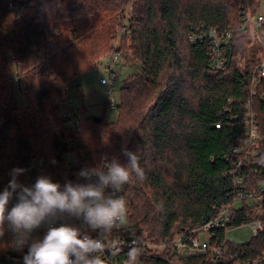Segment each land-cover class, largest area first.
Returning a JSON list of instances; mask_svg holds the SVG:
<instances>
[{
    "label": "trees",
    "instance_id": "16d2710c",
    "mask_svg": "<svg viewBox=\"0 0 264 264\" xmlns=\"http://www.w3.org/2000/svg\"><path fill=\"white\" fill-rule=\"evenodd\" d=\"M240 1L0 0V192L14 168L26 169L18 180L27 186L40 175L61 185L69 180L84 183L77 174L92 162L100 169L113 157L127 164L121 152L126 146L137 151L145 178L134 177L117 195L127 201L128 221L156 244L194 233L232 204L233 172L240 160L247 188L258 189L264 172L256 175L245 154L234 153L243 146L244 118L251 108L260 134L255 146L264 161V84L256 95L250 91L262 56L258 37L235 32L221 75L209 64V42L188 39L212 28L239 29ZM261 2L248 0L251 14ZM129 6V26L120 42V15ZM119 51L127 57L132 52L141 70L123 80L114 122L107 123L104 115L91 117L82 107L76 114L78 125L66 127L53 109H44L43 102L53 93L66 96L58 84L94 70L101 57ZM17 67L33 92L37 87L35 109L14 106L11 89ZM78 90L83 98L81 85ZM38 110L43 112L39 121ZM43 122L57 128L49 140L39 129ZM71 151H84L85 164L70 165L66 155ZM258 197L259 206L239 205L227 229L251 225L257 217L263 229L246 243L227 238L228 255L220 262L209 255L182 258L172 248L142 247L138 264H238L235 255L255 260L264 254V196ZM225 231H218V238L225 239ZM45 232L43 226L33 236L42 238ZM26 252V247L16 250L10 231L0 237V264H22ZM121 252L127 259L128 249Z\"/></svg>",
    "mask_w": 264,
    "mask_h": 264
},
{
    "label": "clouds",
    "instance_id": "9594fccd",
    "mask_svg": "<svg viewBox=\"0 0 264 264\" xmlns=\"http://www.w3.org/2000/svg\"><path fill=\"white\" fill-rule=\"evenodd\" d=\"M121 152L127 164L113 157L105 169L84 167L77 174L84 183L69 180L61 185L40 175L27 186L18 180L26 169L11 170L0 192V237L10 231L16 250L27 248L22 264H108V256L119 253L118 245L105 240L126 220L127 201L117 193L134 177L145 178L137 151L125 146ZM45 225L43 237H34ZM141 247L139 239L128 244L127 264H138Z\"/></svg>",
    "mask_w": 264,
    "mask_h": 264
},
{
    "label": "built area",
    "instance_id": "2783aa9c",
    "mask_svg": "<svg viewBox=\"0 0 264 264\" xmlns=\"http://www.w3.org/2000/svg\"><path fill=\"white\" fill-rule=\"evenodd\" d=\"M262 7L255 14H251L247 0H241V4L239 5V17L241 20V27L239 28V32L249 35L255 34L258 37L260 48H262V56L259 64L255 67L253 72V78L250 85L251 96L256 95L259 91V88L264 84V3L261 2ZM236 30L232 29H216L212 28L207 30V32L197 33L190 35L191 42H209V58L211 69L217 74L221 75L222 72L226 71L228 66L227 59V51L230 45L233 42L235 37ZM122 57V53L118 52L113 55L110 63H108L106 67V71L108 73L107 78H102L101 82L103 85L108 88V96L109 98L112 96L113 89L118 84L119 74L114 69V65L119 62ZM75 84L69 83L64 87V91L69 92L74 89ZM72 102V99H70ZM111 100V99H110ZM107 101L108 106L110 108L117 109L118 103L115 100ZM67 102L71 103L69 100ZM66 118L72 120L77 123L76 112L68 111L65 114ZM244 140L243 146L239 150H234L235 154L244 153L245 161L249 163L253 168V172L256 175H260L264 172V161L257 156L252 157V151L249 148L251 145L255 144L257 140H259L260 134L258 133L257 121L255 120V116L251 111V108L248 109L245 118H244ZM217 128H220L221 125H216ZM258 134V135H257ZM256 141V142H255ZM69 153H75L71 159H68L67 162L72 166H81V162H83L84 151L80 152V155L76 152H68L67 158L72 155ZM81 156V159H80ZM244 161L240 160L237 168L234 170L233 175L235 177L234 180V200L232 204H227L226 206L219 209L217 215L212 218V220L206 225L199 228L194 233L189 235L179 236L170 242H162V243H151L146 241L142 236L141 230L139 227L130 223L127 219L125 223L118 228L113 229V231L105 237V240L110 244H115L119 246V249H128V244L133 239H139L142 241V247H150V248H159L166 249L172 248V250L180 257H192L199 255H209L215 263L220 262L224 257L228 255V249H226L227 245V227L231 222L232 213L238 210L240 207L236 206L239 204H245L248 207L259 206V200L261 197H258L260 193L261 196H264V183L258 187V189L250 190L247 188L248 181L246 180L244 170L245 165ZM106 164L102 166L101 169H105ZM259 191V192H258ZM253 234L259 230L263 229V223L261 219L258 217L254 222ZM46 231L47 226L45 225ZM220 230H226V238L220 239L218 238L217 232ZM206 236V237H203ZM141 247V248H142ZM119 251L117 255H109L108 256V264H127V259H125L122 255V252ZM238 264H264V254L257 257L255 260H241L238 255L233 257Z\"/></svg>",
    "mask_w": 264,
    "mask_h": 264
},
{
    "label": "rangeland",
    "instance_id": "374dc122",
    "mask_svg": "<svg viewBox=\"0 0 264 264\" xmlns=\"http://www.w3.org/2000/svg\"><path fill=\"white\" fill-rule=\"evenodd\" d=\"M119 3L121 0H117ZM248 3V0H247ZM241 4V1L239 5ZM240 7V6H239ZM127 12H123L120 15V19L122 18V25L121 28L118 30V40L121 42V35H123V31H125L128 28L127 21L129 17L131 16V11L132 9L127 7ZM251 9V8H250ZM124 21V22H123ZM233 30V29H232ZM236 32L239 29H235ZM234 30V31H235ZM189 36V35H188ZM189 41L191 43V39L189 36ZM119 42H117L114 47H118ZM120 52V51H119ZM118 52H115L116 54ZM122 53V57L119 60L117 64L114 65V69L118 72L119 78H118V84H116V87L113 89V93L111 94L112 96L109 98L108 94V88L107 86L103 85L101 82L102 78H107L108 73L106 71V67L108 63H110L111 58L113 57L114 54L108 57H101L99 61H101L94 70L85 72L81 74L79 77H74L70 78L64 83H60L57 86V89L61 87L63 88L69 84H75L74 89L71 91L67 92L65 97H60L56 93H53L51 98L47 101L43 102L44 109L46 111H55L54 114L59 117L62 121H64L66 127L69 125L71 127H75L78 125L79 122L75 123L72 120H69L66 118L65 114L68 111H74L76 114L79 113V110H81L82 107H84L88 111V115L91 117H102L103 115L105 116V121L107 123L109 122H114L117 119L118 116V110L115 108H110L107 109V111L104 110V106L107 104V101L109 100H115L117 103L120 100V89L123 85V80L126 79L128 76L137 73L141 70V65L138 61H135L132 59V52L128 51L129 55L128 57ZM12 89H11V97L13 98V103L15 107L22 108V109H31L33 106V109L36 107V99L34 98V93L37 90V87L35 91L31 89V85L27 83L24 77V73L22 74L21 69L17 67V70L14 74V79L12 83ZM61 85V86H60ZM82 86L83 88V98L79 95V90L78 87ZM60 86V87H59ZM66 92V91H65ZM72 99V102L71 100ZM69 100L71 103L67 102ZM110 100V101H111ZM79 108V109H78ZM37 121L40 120V114L43 112L38 110L37 111ZM78 121V120H77ZM44 128H39L41 130H45L46 133L43 135V137L47 140L51 139L53 137V134L57 132V128L55 126H46L45 122H43L42 125ZM39 131V132H40ZM259 133V132H258ZM258 135V134H257ZM260 140V136H259ZM259 140L253 145H251L249 148L252 149V157L257 156L260 151L258 149V145L255 146L256 144H259ZM254 146V147H253ZM82 152V151H81ZM68 158L66 156V159H71L74 157L73 153ZM80 155V153H78ZM83 160L86 159V154L84 157H82ZM81 159V156H80ZM107 158H104V161H106ZM87 161V160H86ZM91 163V162H89ZM84 165L85 161L81 162L80 165ZM96 164L92 162L91 167H96ZM75 166V165H74ZM100 168V167H99ZM83 180V179H82ZM236 206L240 207L239 204ZM254 223L251 225H243L238 228H230L227 231V236L228 239L231 240L232 242L241 244V243H246L250 241L255 235L253 234V229H254ZM206 237V236H203Z\"/></svg>",
    "mask_w": 264,
    "mask_h": 264
}]
</instances>
